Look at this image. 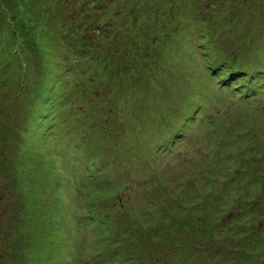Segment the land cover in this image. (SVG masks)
Here are the masks:
<instances>
[{"label":"rangeland","instance_id":"obj_1","mask_svg":"<svg viewBox=\"0 0 264 264\" xmlns=\"http://www.w3.org/2000/svg\"><path fill=\"white\" fill-rule=\"evenodd\" d=\"M222 1L221 9L214 8L215 17L212 5L200 0H147L148 6L141 5L145 9L153 2L158 11L167 13L175 7L182 17L177 26L163 29L164 38L172 40L165 50L159 54V45L156 50L151 47L161 57L160 63L151 61L157 72H136L128 80L132 89H124L120 95L116 92L117 98L107 96L114 100L103 108L87 109L106 96L108 82L89 85L88 92L96 97L86 96L90 101L82 105V113L79 103L71 105L70 100L54 97L61 89L69 96L75 92L74 78L61 58L60 16L68 19L67 11L75 10L85 23L84 32L91 29L103 34L106 18L114 17L108 10L122 6L117 8L112 0H0L1 169L10 171L18 181V186L7 184L6 190L18 188L26 204L25 220L16 219V242L23 244L22 254L9 252L6 234L14 228L9 212L17 204L5 197L8 204L0 205L7 215H0V246L8 245V249L0 248V264H78L79 258L89 263L91 255L79 244L86 241L87 233L99 230L106 211L111 212L110 223L121 234L127 235L130 223L136 221L153 228L154 234L135 237V243L131 236L111 237L108 230L97 245L99 261L93 264L121 259L122 264H264V200L258 198L260 188L264 193L260 183L264 180V63L263 67L256 64L264 61V33L247 32L250 24L240 14L233 20L227 17L241 1ZM139 11L146 12L124 2L117 20L136 29L141 23ZM256 23L264 25V19ZM68 30L70 36L80 37V32H72L76 30L72 25L62 32ZM96 32L87 36L99 44ZM117 35L113 29L109 39L116 40ZM135 37L118 52L124 60L137 55L136 42L141 36ZM155 38L147 36L141 47ZM226 60V68L239 74L245 89L235 91L239 85H230V75L218 71ZM204 65L211 68V74ZM210 75L222 81L221 86ZM253 83L257 88L249 92V98L236 95H246ZM89 116L92 123L82 126L78 119ZM186 119L189 121L179 123ZM166 131L170 134L161 136ZM153 136L171 140L170 145L181 142L162 159L161 155L146 164L143 157L151 149ZM212 148L215 168L214 160L210 161ZM155 175L159 186L152 183ZM157 196L164 203L159 213L157 202L150 200ZM87 202L92 207L81 215L80 204ZM172 204L177 213L189 209V219L198 231L186 220L176 224L185 235L172 234L169 221L166 225L155 221H167L171 215L166 212L164 219L163 213ZM232 218L229 227L226 223ZM136 233L143 234H131ZM165 233L173 236L176 245L164 240ZM204 236V241L218 249L199 260L195 243ZM131 243L138 249L127 250ZM184 245L187 249L181 251L179 247ZM121 249L125 254L119 255ZM191 250L196 255L187 260L186 252ZM48 257L53 258L52 263L47 262Z\"/></svg>","mask_w":264,"mask_h":264},{"label":"trees","instance_id":"obj_2","mask_svg":"<svg viewBox=\"0 0 264 264\" xmlns=\"http://www.w3.org/2000/svg\"><path fill=\"white\" fill-rule=\"evenodd\" d=\"M113 3L112 5H116L117 8H119V6L121 5L122 8L121 9H109L108 12L114 15V17H107L106 18V28H102L99 26V30H103L104 33H99V35H97L98 33L94 30H86L85 32L83 31V28L86 27L84 24V21L82 22V19L80 18V16L77 14V12L74 11H67V14L69 16L68 19H66L65 16H60V25L61 27H64L68 24L72 25V27L74 29H76L75 31L72 30V32L79 33V38L74 37V36H70L69 33L70 31H66V32H62L59 31V36L62 40V44H61V48H62V52H64V55L61 56L62 61L65 63V70L68 72L70 71V75L73 76L74 81H73V85H74V91L72 96H69V94L65 93L63 91V89L59 90L58 92L54 93V97L57 100H65L66 102L68 100L71 101V105H75L76 102L79 103V109L82 111L83 113V106H85V103H88L90 101V98L86 97L87 95H90L92 98H95L96 96H93L92 93H89V85L92 86L93 84H102V83H106L107 84V88L105 89V94L106 96L104 98L98 99L96 101V104H92L89 105L87 107V109L89 108H98V107H102L105 104H109V102H111V100L113 101L114 99L111 98H117L116 96V92L120 95V93H122V91L125 89L126 92L131 88L130 84H128V80H131L132 77L134 78L135 73L136 72H141V73H150L153 75L154 72H157L156 68L152 69V62L151 61H155L157 63H160L161 57L155 56L151 50V47H153L155 50L158 48L157 46L159 45L160 49H157V52L160 54L162 52V48H164V50L166 49L165 47H168L169 44L172 42L171 38L170 40H167L166 38H164L166 36V33L163 31V29H167L168 27L170 28V25H173L174 27L177 26V24L175 23H179L178 20L182 19V17L180 18V15H177L176 12H179L178 9H175V7H172L171 9H167V13L158 11V7H154L153 5L155 3H150V5L152 7H150L149 9L145 7H142L141 5H145L148 6V2L147 0H112ZM152 1V0H151ZM230 1V0H228ZM241 1V5L240 4H236L235 9H233V7L231 9L234 10V12H227L226 15H228L227 17L230 20L234 19V16L236 14H240L241 16H243L246 21L250 24L247 26V32H252L255 34H261L263 35L264 33V25L261 23H256L257 20H263L264 19V0H239ZM124 2L128 3V4H134L139 6V8L142 11H146L144 14H141V12L139 11V21L141 22L140 24L137 25L136 29L133 28L131 25H126L125 23H122L120 21L117 20V18H120L118 16H122V9H124ZM221 2L224 3V1L222 0H200V3H207L211 6L213 14L215 17H217V13L214 11V8L217 7L216 9H218V7L221 9ZM64 3H66L67 5H71L72 3L65 1ZM174 8V9H173ZM173 9V11H172ZM159 10H163V9H159ZM174 10H176L174 12ZM107 16V15H106ZM164 19V20H163ZM166 19V21H165ZM161 20V21H160ZM135 21V20H134ZM126 22V21H125ZM137 23V20L135 21ZM133 22L132 25H135L136 23ZM160 23V26L159 24ZM217 23L218 19H217ZM256 23V25H254ZM143 24L146 25V28L143 27ZM121 28H124L126 30L130 29L129 34H126V32H124L123 30H121ZM115 29L118 33L116 40L114 39H109V36L112 34V30ZM134 32H133V30ZM152 30V31H151ZM92 31V32H91ZM142 31V32H141ZM93 32H96L97 36H96V40L98 43L95 42V38L91 37V36H87L90 35L89 33L93 34ZM106 33V37L103 36ZM136 33V35H135ZM203 33V32H202ZM140 35L142 38L139 41L136 42V49L135 52L137 53V55L134 58H130L128 60H124L122 56H120V53H118L123 47L124 45L127 46V44H131V42H134L136 40L137 35ZM149 35L155 36V40L154 41H150L147 43H144L143 48L141 47V43L145 40V38ZM95 36V35H94ZM121 36V37H119ZM206 36H203V38H205ZM114 41H116V44L113 43ZM127 41H129L127 43ZM104 45H103V44ZM203 43V42H202ZM117 45V46H116ZM215 45V44H214ZM107 46H109L107 48ZM201 49L202 52L204 53V49H203V45H201ZM216 46H218V44H216ZM264 51V49H263ZM263 51H261L260 53H262ZM203 56V55H202ZM117 57L122 58V61L120 62L119 60H117ZM141 57V58H139ZM228 60H226L223 64H221V66L219 67L218 71L221 72V75H230V78L228 79L229 82L231 84H236L241 86V84L239 83L238 79L239 77H237L239 74H235L236 71H234L233 69L230 68H226V62ZM61 62V61H60ZM151 62V63H150ZM229 62V61H228ZM154 63V62H153ZM264 61L262 60L261 63H256L258 64L257 66L263 67L261 64H263ZM111 66H114L111 70H109V68H111ZM209 67V66H208ZM264 68V67H263ZM207 70H209L211 73V68H206ZM264 71V69H262ZM108 72V73H107ZM113 73H115V75H113ZM56 75L57 72H56ZM109 76V78H107V76ZM24 76V75H23ZM88 76V78L90 79H83L84 77ZM255 75H253V78ZM264 77V73L262 75ZM116 77V78H115ZM241 77V76H240ZM245 77V75H244ZM22 82L24 81V78L21 79ZM88 80H92L91 82H87ZM86 81V82H84ZM243 86V84H242ZM251 90H255L257 87L256 85L253 83V85H251ZM91 88V87H90ZM132 89V88H131ZM93 89H91L92 91ZM103 94V93H100ZM99 94V95H100ZM107 96H110L111 98H108ZM83 105V106H82ZM103 108V107H102ZM105 109V108H104ZM79 123H82V126L85 123H90L92 120L89 117L86 118H82V119H78ZM189 121V119L186 120H180V122H187ZM92 123V122H91ZM179 125V124H178ZM178 125H175L176 128L178 127ZM172 133V132H171ZM174 133V132H173ZM170 134L169 131H166L163 136ZM168 140V139H167ZM178 140V139H177ZM171 141V140H169ZM181 142V140L178 141V143ZM177 143V144H178ZM176 147V146H175ZM174 147V148H175ZM173 148V149H174ZM171 150H164V148L162 149V151H160L159 149H156L154 151L153 155H149V156H144L143 160L144 162L147 164L148 162L150 163V161H154L156 160L159 156L162 155L161 159L168 154ZM216 157V151H213V155H212V160H210L211 162L214 160V158ZM2 157L0 156V159ZM215 162L216 160L213 161L212 164V168H215ZM1 161H0V171H2L1 169ZM8 164V163H5ZM153 172L157 173L156 168L153 167ZM208 171V169H207ZM3 172V171H2ZM189 179H187L186 181H188ZM262 187L264 188V180H262L261 182ZM7 184L14 186H18V181L15 178V176L10 173V171H5L3 172V176L2 178H0V188L3 190L2 194L0 195V205H2L3 203L8 204L7 201L4 200L5 197H8V199H12L13 201H15V203L17 204V207L14 209L12 208L11 211L9 212V214H12V221L15 222L14 228L9 230L6 234L9 233V252L14 250L17 251L19 254H22V243H17V235H18V230H19V226L16 223V219H18V221H24L25 220V202L23 201L21 195L19 194V190L18 188L15 187V189H13V192L10 190H6V186ZM0 189V190H1ZM6 191V192H5ZM19 194V195H18ZM55 195V194H54ZM258 198L264 200V193L262 191V189L260 188V195L258 196ZM55 202V199L50 201L49 203L51 205H53ZM92 205V203L90 204ZM173 204H172V213L170 214L171 217H167V221L163 222L162 220H158L155 219V221L161 225L164 223V225H166L169 221V225L171 226V229H169V233H174L173 231H175L177 234H184V231L181 227H178L176 224H180L183 223L184 221H188V223H190L191 229H196V224L192 222L190 218L191 215L187 214L189 211V209L182 211V213H177L176 210H173ZM91 208V206H89L87 208V211H89ZM194 208V207H192ZM1 209V208H0ZM169 209V208H168ZM157 210V209H156ZM160 209L157 210V212L159 213ZM109 213H111L110 211H108ZM169 212V211H168ZM170 213V212H169ZM162 214V213H161ZM0 215L3 218H6V212L4 211H0ZM146 215V214H145ZM160 215V214H159ZM147 216V215H146ZM163 217L165 219L166 214L165 212L163 213ZM146 222H147V217L145 218ZM15 220V221H14ZM234 221V218L230 219L229 221H227V225L230 227L231 222ZM109 223H110V219H109ZM111 224V223H110ZM131 224V228L130 230L127 232L128 234H121L119 229L117 228V226L114 227L113 224H111V226L113 227V229H111L110 234L112 235H117L118 237H121V239H126L128 237L131 236V239L134 240V242L136 243L137 238L135 237H139L141 235H144L142 237V239H144V237H147L148 235H152L154 234L153 228L151 229L149 226L145 225V223H140L138 221L135 222V225ZM202 224V223H200ZM198 224V225H200ZM152 227L158 228L157 225H153ZM149 228L151 229L149 231ZM148 233H145V232ZM198 231V230H197ZM132 232H140L143 234H131ZM169 233H165L164 235V240L168 241V239H170L168 242L171 245H176V241L173 240V236L172 238H170L168 236ZM153 236V235H152ZM163 236V235H162ZM190 236L193 237V235L190 233ZM206 240L205 236L198 239V242L195 243V245H197L196 247L198 248V254H197V258L199 260H201L203 257L207 258L208 254H212V250H214V252L218 249V245L215 244H208L209 242L204 241ZM131 242V241H130ZM80 248L82 251H84L86 254L89 253L91 256L89 263L85 262L83 259H78V264H93L99 261V259H97L96 257V253L99 252L97 249V242L92 243L91 248L87 249V245L88 243L82 242L79 244ZM136 246L133 243H131L130 247H127V250H132L134 249ZM0 248L3 249H8V245L7 244H3L0 246ZM172 248V247H171ZM179 249L181 251L186 250L187 246H181L179 247ZM125 254V249H121L119 250V255ZM128 255H130V253H126ZM186 254H188L187 256V260L191 257H195L194 255H196L195 252L191 251H187ZM102 256L103 253H102ZM121 256H119L120 258ZM104 258V257H103ZM122 258V257H121ZM209 258L211 260H214L213 256H209ZM52 263L53 258L52 257H48L47 258V262ZM124 261L123 259L119 260L118 262H111V264H122ZM126 262V261H125ZM53 264V263H52ZM203 264V263H202ZM205 264H211V262L206 261Z\"/></svg>","mask_w":264,"mask_h":264}]
</instances>
